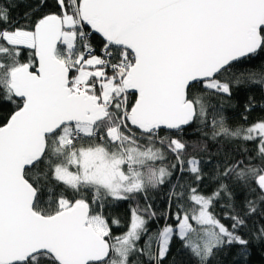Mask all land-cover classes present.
<instances>
[{"label": "snow or ice", "instance_id": "6c2138e0", "mask_svg": "<svg viewBox=\"0 0 264 264\" xmlns=\"http://www.w3.org/2000/svg\"><path fill=\"white\" fill-rule=\"evenodd\" d=\"M18 6L0 0V264L264 257V0Z\"/></svg>", "mask_w": 264, "mask_h": 264}, {"label": "trees", "instance_id": "16d2710c", "mask_svg": "<svg viewBox=\"0 0 264 264\" xmlns=\"http://www.w3.org/2000/svg\"><path fill=\"white\" fill-rule=\"evenodd\" d=\"M18 3H19V6L14 8L13 10L14 16H18L27 10L29 0H18ZM241 99H243V97H241ZM255 115L256 113H253V116ZM161 206H163L162 203H161ZM119 211L123 213L125 209L122 207ZM253 264H264V257H261L259 253L254 254Z\"/></svg>", "mask_w": 264, "mask_h": 264}]
</instances>
